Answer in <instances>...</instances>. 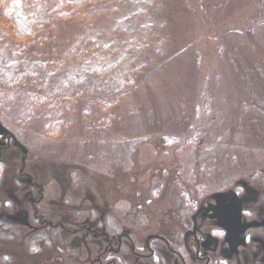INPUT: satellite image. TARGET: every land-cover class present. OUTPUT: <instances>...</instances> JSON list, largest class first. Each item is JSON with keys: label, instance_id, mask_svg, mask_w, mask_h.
<instances>
[{"label": "rangeland", "instance_id": "374dc122", "mask_svg": "<svg viewBox=\"0 0 264 264\" xmlns=\"http://www.w3.org/2000/svg\"><path fill=\"white\" fill-rule=\"evenodd\" d=\"M33 1L46 23L25 17ZM33 1L0 0V124L26 152L0 158V259L161 264L118 238L138 246L198 199L263 189L264 0H92L81 15Z\"/></svg>", "mask_w": 264, "mask_h": 264}, {"label": "flooded vegetation", "instance_id": "af4514ba", "mask_svg": "<svg viewBox=\"0 0 264 264\" xmlns=\"http://www.w3.org/2000/svg\"><path fill=\"white\" fill-rule=\"evenodd\" d=\"M0 138V158L3 151H11L12 144L25 155L21 144L13 136L4 134ZM29 178V186L38 188V198H29L33 217L48 223L36 210V206L44 200V189L34 178ZM228 193L231 195L216 199L217 194ZM175 215L177 221L167 220L164 223L170 228L149 235L138 246L128 236L121 235L117 242L118 252L123 251L125 239L138 261L157 260L166 264L165 260L169 259V264H264V187L256 189L242 182L228 191L198 199L197 203L183 207ZM49 224L54 227L52 222ZM89 224L85 223L76 231L104 238V232ZM7 245V250H11L10 243ZM9 253L5 252V255L11 257ZM0 264L12 263L5 258L0 259Z\"/></svg>", "mask_w": 264, "mask_h": 264}, {"label": "trees", "instance_id": "16d2710c", "mask_svg": "<svg viewBox=\"0 0 264 264\" xmlns=\"http://www.w3.org/2000/svg\"><path fill=\"white\" fill-rule=\"evenodd\" d=\"M12 1H14L15 3H20L21 5L24 4V0H12ZM60 1L68 3V5H69V10L67 11V13L65 12L64 14L72 13V14L81 15L82 13L81 14L79 13L80 9L84 8L85 5H89V4L92 5V2H91L92 0H60ZM105 1H106V4H104V5L116 7L118 2H123V1H128V0H105ZM40 3H41V1L38 3L33 1L29 7L30 9L24 13L26 18H29L30 21H31V19H33V22H36L37 24L46 23L53 16V13H51V14L48 13L46 6L41 7ZM102 4H100L99 6H96V7L94 6L93 9H96V10H94L95 13L99 12V9H100ZM45 5H46V3H45ZM58 7H56L53 11H57ZM93 9H92V11H93Z\"/></svg>", "mask_w": 264, "mask_h": 264}, {"label": "water", "instance_id": "95a60500", "mask_svg": "<svg viewBox=\"0 0 264 264\" xmlns=\"http://www.w3.org/2000/svg\"><path fill=\"white\" fill-rule=\"evenodd\" d=\"M4 132H6L3 127L0 125V135L3 134ZM229 195H231V193H228V194H217L216 195V199H223V198H226L228 197Z\"/></svg>", "mask_w": 264, "mask_h": 264}]
</instances>
